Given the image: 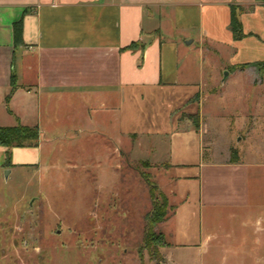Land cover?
Instances as JSON below:
<instances>
[{
  "label": "crops",
  "instance_id": "1",
  "mask_svg": "<svg viewBox=\"0 0 264 264\" xmlns=\"http://www.w3.org/2000/svg\"><path fill=\"white\" fill-rule=\"evenodd\" d=\"M232 5L246 8L239 12L246 34L240 40L229 27ZM196 41L230 49L231 67L264 64V0H0V126L20 122L40 131L39 146L12 149V166L20 153L41 149L47 133L78 130L91 142L99 135L119 153L126 136L138 145L147 137L149 147L165 143L170 163L163 165L176 171L167 193L175 210L162 223L166 248L197 245L202 205H249L253 163L202 160L200 109L198 129L179 127L178 107L204 77L182 62V49ZM133 42L145 48L123 50ZM6 151L0 145L4 160Z\"/></svg>",
  "mask_w": 264,
  "mask_h": 264
},
{
  "label": "rangeland",
  "instance_id": "2",
  "mask_svg": "<svg viewBox=\"0 0 264 264\" xmlns=\"http://www.w3.org/2000/svg\"><path fill=\"white\" fill-rule=\"evenodd\" d=\"M231 56L228 48H200L198 41L182 49L184 66L204 77L198 93L179 105V127H194L200 109L202 160L253 163L249 205H202L201 240L159 247L160 264H264V64L231 67ZM85 135L42 134V148L20 153L21 162L9 168L0 154V264H157L144 245L152 200L134 168L170 194L176 171L163 163H170L171 148L126 136L117 144L120 157L99 135L92 142ZM196 148L191 145L192 158Z\"/></svg>",
  "mask_w": 264,
  "mask_h": 264
},
{
  "label": "trees",
  "instance_id": "3",
  "mask_svg": "<svg viewBox=\"0 0 264 264\" xmlns=\"http://www.w3.org/2000/svg\"><path fill=\"white\" fill-rule=\"evenodd\" d=\"M245 9L246 8L237 5H232L231 7V21L229 27L235 40H240L246 37L239 17V12H242ZM14 39L16 45L22 43V21H19L14 25ZM136 48L143 50L145 48V44L142 42H133L129 46L123 48V50H133ZM15 83V79H13L12 91L6 98L7 102L16 87ZM195 127L197 129L199 128L198 119L195 121ZM39 141L40 131L37 126H26L20 122L14 126H0V145L7 148L4 163L5 166L7 168L12 166L13 148L37 147L39 146ZM142 164L146 167L150 166L143 162ZM128 165L133 166L134 164L128 163ZM134 169L140 172L142 179L146 182L149 189V195L152 200V209L147 215L144 245L149 249L151 255L158 260L157 264H160L163 260V256L159 252V247H168L170 244L166 240L164 232L162 230H158L157 227L168 219L169 215L175 210V208L170 204L168 196L160 190L158 183L153 181L149 172L141 171L139 166H135Z\"/></svg>",
  "mask_w": 264,
  "mask_h": 264
},
{
  "label": "water",
  "instance_id": "4",
  "mask_svg": "<svg viewBox=\"0 0 264 264\" xmlns=\"http://www.w3.org/2000/svg\"><path fill=\"white\" fill-rule=\"evenodd\" d=\"M188 43H191V41H189ZM227 75V74H226Z\"/></svg>",
  "mask_w": 264,
  "mask_h": 264
}]
</instances>
